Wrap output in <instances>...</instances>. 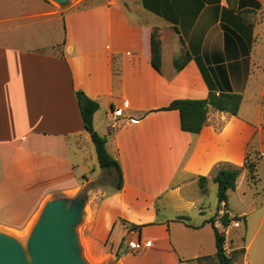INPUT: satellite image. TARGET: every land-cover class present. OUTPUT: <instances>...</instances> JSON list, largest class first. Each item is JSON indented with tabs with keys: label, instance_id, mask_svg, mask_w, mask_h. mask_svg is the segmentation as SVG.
I'll list each match as a JSON object with an SVG mask.
<instances>
[{
	"label": "crops",
	"instance_id": "obj_1",
	"mask_svg": "<svg viewBox=\"0 0 264 264\" xmlns=\"http://www.w3.org/2000/svg\"><path fill=\"white\" fill-rule=\"evenodd\" d=\"M234 7L230 12L227 0L205 3L197 16L195 9L175 24L142 0L76 11L48 0H0V232L26 239L48 201L79 195L86 177L92 181L102 173L88 165L87 151L91 160L97 154L78 106L76 92L83 91L101 106L95 129L101 115L110 121L107 148L125 179L121 191L96 205V259L216 264L208 221L227 213L243 218L247 233L237 241L225 233L226 254L231 246L244 249L235 264H264L263 205L237 212L228 199L219 209L213 181L219 167H240L233 192L240 190L251 142L264 165V0H234ZM155 29L161 72L152 63ZM186 51L193 59L178 71L175 59ZM202 67L218 94H240L243 102L238 116L211 108L201 133L191 134L182 131L178 111L162 109L176 99L209 97ZM119 110L123 115L112 128ZM247 182L264 196L248 173ZM180 216L192 227L177 221ZM216 227L225 230L219 220ZM136 239L152 244L133 253L129 242ZM204 257L210 260L199 261Z\"/></svg>",
	"mask_w": 264,
	"mask_h": 264
},
{
	"label": "trees",
	"instance_id": "obj_2",
	"mask_svg": "<svg viewBox=\"0 0 264 264\" xmlns=\"http://www.w3.org/2000/svg\"><path fill=\"white\" fill-rule=\"evenodd\" d=\"M221 0H142L145 8L148 10L165 17L171 23H179L180 20L188 18L190 12L196 9L194 17L197 16L205 3L219 4ZM230 4V12L235 11L234 0H227ZM244 14V13H243ZM243 14L239 13L238 18H243ZM252 31V30H250ZM152 46V63L155 69L159 72L162 71V42L158 29H155L151 38ZM195 59L200 63V56L195 54ZM193 59V55L186 51L181 57L175 59V66L178 71H181ZM205 74L210 94L207 99L191 100V99H176L170 103L169 106L162 109L165 111H178L180 114L181 129L184 132L191 134H200L203 128L208 123L209 112L212 109L220 112L229 113L233 116H238L243 102V96L231 92L217 93L215 84L212 79L206 75V70L202 67ZM78 106L83 119L87 133L90 135L92 144L94 145L99 167L104 172L112 173L113 185L116 192L124 188L125 179L122 166L120 162L114 158L107 148V138L98 133L95 129V115L100 110V104L89 98L83 91L76 92ZM254 143H249L247 146L244 169L247 170L248 180L253 186H257L261 181L259 175V166L263 160V154ZM242 168L234 167L232 165H223L216 170L213 181L218 186V207L220 209L223 203H227L229 193L237 188V182L241 175ZM177 221L188 224L190 219L188 217H177ZM220 221L224 228L229 227L230 223L235 220L242 221L243 218H231L227 213L219 217L216 214L208 223L212 225L215 232L217 254L216 259L219 264H233L234 259L240 257L245 253L244 249L236 250L235 254L231 257L226 254V235L216 227V222ZM192 227V225L188 224ZM139 228V227H138ZM209 261V257L204 259Z\"/></svg>",
	"mask_w": 264,
	"mask_h": 264
},
{
	"label": "water",
	"instance_id": "obj_3",
	"mask_svg": "<svg viewBox=\"0 0 264 264\" xmlns=\"http://www.w3.org/2000/svg\"><path fill=\"white\" fill-rule=\"evenodd\" d=\"M53 1L63 5L69 0ZM89 194L84 193L82 201L78 199L81 193L48 201L26 241L0 232V264H89L76 233L77 225L84 220Z\"/></svg>",
	"mask_w": 264,
	"mask_h": 264
},
{
	"label": "rangeland",
	"instance_id": "obj_4",
	"mask_svg": "<svg viewBox=\"0 0 264 264\" xmlns=\"http://www.w3.org/2000/svg\"><path fill=\"white\" fill-rule=\"evenodd\" d=\"M50 2H52L54 5H57L58 7H61L64 11H76V10H83L86 9L90 6H95L98 4H106L110 1H114V0H69L66 4L60 5L59 3L53 1V0H48ZM122 3H125L126 1H130L133 2L134 0H119ZM132 17L133 14H131ZM60 30L63 32L64 30V25L61 26V24L59 25ZM100 122H99V129H98V133L101 134L102 136H105L106 138L110 139V134L106 131V129H108V125L110 124V121L104 117L103 115L100 116ZM255 144V143H254ZM93 147V145H92ZM257 148V147H256ZM94 149V147H93ZM90 150L87 151L88 153V165L91 166V168L96 167L97 171H99L98 173L102 172L98 177H96L95 180L92 181H88V177H86V185L85 188L82 190L81 192V197L78 198L80 201H82V196L84 193L89 192V197H88V201H87V205H86V210H85V217L84 220L82 222H80L77 227H76V233L79 236V240L80 243L85 250H89L91 253H87L88 257L85 255V257L87 258V262L89 264H102L103 262H105L106 259L102 260V259H96L94 254H96L97 256L100 255V246L94 241V232L95 229L97 227V222L95 220V208L96 205L99 204V202L101 201V199H103L104 197L112 194L115 190H114V185H113V175L112 173L109 172H104L98 165V160L94 159L91 160L90 159ZM94 153L96 155L95 149H94ZM242 171V170H241ZM245 173H243L244 175V179L242 181V185L240 190L233 192L231 191L230 197H229V208L230 210L233 211H243L246 209H250L255 207L256 205H260L262 204L263 207H259V211L258 213H264V196L263 195H255L253 189L249 186L248 182H247V172L246 170H244ZM242 175V173H241ZM259 175H260V183H258V189L262 188L264 189V165H262V163L259 166ZM262 182V183H261ZM256 188V186H254ZM246 193V195L244 194ZM261 193V192H260ZM256 201V203H254ZM205 209H208V205H206ZM243 223V222H242ZM232 224V223H231ZM230 224V225H231ZM85 227H87L85 229ZM233 229V230H232ZM232 229H229V227H226L224 232L229 236L230 238L232 237V235L235 237L236 241L239 239V234L241 235L242 238H244L243 234L247 233V227L246 224H242V227L237 229L232 227ZM85 230V231H84ZM85 232L86 233V237H85ZM248 236V234H247ZM91 237V239H90ZM87 238V242L89 244V249L86 245L85 239ZM89 238V239H88ZM130 237H126L125 238V242L128 243ZM23 241H26V239H23ZM28 243V242H27ZM27 243H24V248L27 252V254L29 255V250H28V245ZM232 246L231 248H229L228 251V255L229 256H233L235 254V251L232 250ZM240 257L235 258L234 263H237L239 261ZM209 264V263H208ZM216 264H219L218 261Z\"/></svg>",
	"mask_w": 264,
	"mask_h": 264
},
{
	"label": "built area",
	"instance_id": "obj_5",
	"mask_svg": "<svg viewBox=\"0 0 264 264\" xmlns=\"http://www.w3.org/2000/svg\"><path fill=\"white\" fill-rule=\"evenodd\" d=\"M113 115H114V123L111 125L112 128L116 127V123L118 121V118L121 117L123 114H122V111L119 110V111H114L113 112ZM241 224H242V221L240 220H235V221H232V227L234 228H240L241 227ZM151 242L150 241H147V242H143L141 240H132L129 242V250L133 253H139L141 252L145 247H149L151 246Z\"/></svg>",
	"mask_w": 264,
	"mask_h": 264
},
{
	"label": "bare ground",
	"instance_id": "obj_6",
	"mask_svg": "<svg viewBox=\"0 0 264 264\" xmlns=\"http://www.w3.org/2000/svg\"><path fill=\"white\" fill-rule=\"evenodd\" d=\"M32 226H33V224H32Z\"/></svg>",
	"mask_w": 264,
	"mask_h": 264
}]
</instances>
